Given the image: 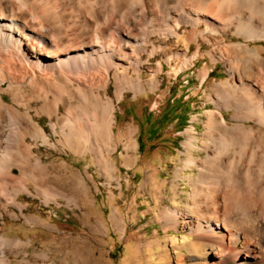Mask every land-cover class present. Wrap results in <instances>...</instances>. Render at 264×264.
<instances>
[{"label":"bare ground","instance_id":"1","mask_svg":"<svg viewBox=\"0 0 264 264\" xmlns=\"http://www.w3.org/2000/svg\"><path fill=\"white\" fill-rule=\"evenodd\" d=\"M157 55L162 61L152 67ZM206 56L222 64L226 79L207 96L203 140L185 144L205 156L190 154L185 163L196 171L186 207L164 209L160 218L167 226L181 220L194 237L190 264H264V0H0V218L51 230L39 242L59 249L66 233L28 216L21 196L47 208L64 200L82 211L81 203L50 183L64 180L57 169L68 164L47 163L41 147L90 154L112 176L119 145L124 162L135 160V129L114 132L125 94L156 92L163 64L176 78ZM198 77L202 88L207 66ZM70 168L86 177L74 185L83 194L93 178ZM32 242L0 228V264H32L21 252ZM37 258L55 264L46 252Z\"/></svg>","mask_w":264,"mask_h":264},{"label":"rangeland","instance_id":"2","mask_svg":"<svg viewBox=\"0 0 264 264\" xmlns=\"http://www.w3.org/2000/svg\"><path fill=\"white\" fill-rule=\"evenodd\" d=\"M196 50L197 45L192 44L190 54ZM207 50L205 46L201 53ZM159 61H162L161 55H157L150 65L155 67ZM163 66V82L159 90L138 95L127 92L116 110L114 132L126 127L135 129V160L124 162L123 149L119 145L118 151L112 155L116 167L112 176L103 173L92 162L90 154L77 157L69 152L41 147L39 153L48 158L47 163L59 165L67 162L68 165L57 169L64 180L51 179L50 183L69 195H76L82 211L67 207L64 200H61L62 205L51 203L47 208L37 197L21 196L22 202L30 207L26 211L28 216H38L42 221L47 219L66 233L62 235L59 249L53 248L49 242H39L51 230L25 224L6 214L0 218L3 236L22 238L26 243L33 241L31 247L21 250L28 254L32 264L36 261L44 264L36 259L44 252L55 264H190L186 256L192 250L190 245L194 237L182 226L181 220L177 227L173 224L167 226L160 214L164 209L185 208L187 205L192 189L190 180L196 171L185 168V163L190 154L196 160L203 159L205 154L197 148L191 152L186 145L191 138L195 139V145L203 140L205 112L212 109L207 96L214 84L226 79V73L221 63L214 65L207 56L176 78L169 75L167 65ZM205 66L209 69V77L200 88L198 75ZM142 74L145 79L149 75L146 69ZM171 109L177 110L180 121H172ZM224 115L231 123L228 120L230 113L224 112ZM184 117L188 119L187 125L180 129ZM35 120L48 133L51 132L46 117ZM71 166L76 172L84 173L86 169L91 174L93 180H86L84 187L87 191H82L86 195L78 193L74 186L80 177H86L84 174H70ZM65 173L67 175H63ZM116 209L121 216H114ZM116 226H121L124 233ZM49 245V248L42 247Z\"/></svg>","mask_w":264,"mask_h":264},{"label":"trees","instance_id":"3","mask_svg":"<svg viewBox=\"0 0 264 264\" xmlns=\"http://www.w3.org/2000/svg\"><path fill=\"white\" fill-rule=\"evenodd\" d=\"M172 114H174V117L172 118V121H180V117H179V115L177 114V110L176 109H171V111H170ZM186 115V113L184 114V116ZM187 117H184V119L182 120V123H181V125H180V129H184L185 127H186V122H187Z\"/></svg>","mask_w":264,"mask_h":264}]
</instances>
